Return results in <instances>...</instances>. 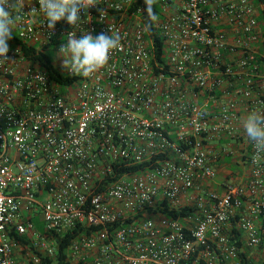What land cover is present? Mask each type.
<instances>
[{
    "label": "built area",
    "instance_id": "2783aa9c",
    "mask_svg": "<svg viewBox=\"0 0 264 264\" xmlns=\"http://www.w3.org/2000/svg\"><path fill=\"white\" fill-rule=\"evenodd\" d=\"M97 2L49 29L25 0L12 31L69 83L8 41L0 264H264V153L243 129L264 110V3L157 0L150 23L144 0ZM86 32L121 38L89 77L58 55Z\"/></svg>",
    "mask_w": 264,
    "mask_h": 264
},
{
    "label": "clouds",
    "instance_id": "9594fccd",
    "mask_svg": "<svg viewBox=\"0 0 264 264\" xmlns=\"http://www.w3.org/2000/svg\"><path fill=\"white\" fill-rule=\"evenodd\" d=\"M25 0H0V64L9 60L12 31L18 23L23 21V6ZM39 9L33 8L31 12H42L49 29H54L56 23L66 19L67 23L76 27L83 10L98 5L97 0H38ZM157 0H144L146 15L150 21H157L154 11ZM103 14V10L100 15ZM151 24L145 25L149 31ZM111 31V29H110ZM121 47V38L118 34L106 35L101 32L93 36L90 32L76 38L69 33L67 43L59 48L58 55L62 56L63 66L77 76L89 77L108 65L111 54ZM243 129L248 140L253 144L255 154L264 153V110H253L243 120Z\"/></svg>",
    "mask_w": 264,
    "mask_h": 264
},
{
    "label": "trees",
    "instance_id": "16d2710c",
    "mask_svg": "<svg viewBox=\"0 0 264 264\" xmlns=\"http://www.w3.org/2000/svg\"><path fill=\"white\" fill-rule=\"evenodd\" d=\"M141 1H143V0H141ZM260 3H264V0H257V4H260ZM154 11H155V13H158V7L156 4L154 5ZM262 13L263 14L260 17L259 21L261 22V24L264 27V12H262ZM152 22H154V21H150V23H152ZM263 37H264V35H263ZM155 40H156V46L158 48V54H160L162 52V46H163L162 39L160 38V36L155 35ZM9 41L12 42L13 44L17 45V46H21L23 48L24 53L29 58H31L32 60H39L41 63H43L47 67V71L49 73V76L52 79H55L57 82H61V83H63V82L69 83L72 81L70 78L66 77L64 74H62L61 72L54 69V67H52V57L50 56V54L38 55L36 48H32V47L30 48V47H27L26 45H24L20 41V39L18 38V35L14 34V33H12V39ZM263 47H264V43H263ZM257 61H258V64L261 65V67H262L261 70L264 73V57L259 56ZM174 216L177 217L178 214H174ZM35 224H36L38 230L43 231L42 222L40 223V221L35 220ZM70 238H72V237H68L67 242ZM63 248H64V246L60 247V252H61L60 255L61 256H62ZM58 264H66V263L60 262Z\"/></svg>",
    "mask_w": 264,
    "mask_h": 264
},
{
    "label": "rangeland",
    "instance_id": "374dc122",
    "mask_svg": "<svg viewBox=\"0 0 264 264\" xmlns=\"http://www.w3.org/2000/svg\"><path fill=\"white\" fill-rule=\"evenodd\" d=\"M232 149H234V147L229 149V150H232ZM225 163L229 165V171L230 172H235V173H237V175H238L239 170L242 169L240 166H238V164L236 163V161H234L233 158H226ZM240 174L242 175L243 173H240ZM232 175H235V174H232Z\"/></svg>",
    "mask_w": 264,
    "mask_h": 264
},
{
    "label": "crops",
    "instance_id": "0c3cea01",
    "mask_svg": "<svg viewBox=\"0 0 264 264\" xmlns=\"http://www.w3.org/2000/svg\"><path fill=\"white\" fill-rule=\"evenodd\" d=\"M242 168V167H241ZM241 171H244L243 168L241 169Z\"/></svg>",
    "mask_w": 264,
    "mask_h": 264
}]
</instances>
